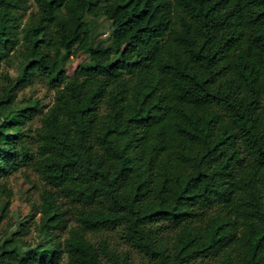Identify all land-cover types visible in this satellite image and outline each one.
<instances>
[{
  "label": "trees",
  "instance_id": "trees-1",
  "mask_svg": "<svg viewBox=\"0 0 264 264\" xmlns=\"http://www.w3.org/2000/svg\"><path fill=\"white\" fill-rule=\"evenodd\" d=\"M33 2L0 0V194L32 166L77 225L21 222L0 264H131L111 230L154 264H264V0ZM38 80L46 112L17 100Z\"/></svg>",
  "mask_w": 264,
  "mask_h": 264
},
{
  "label": "rangeland",
  "instance_id": "rangeland-1",
  "mask_svg": "<svg viewBox=\"0 0 264 264\" xmlns=\"http://www.w3.org/2000/svg\"><path fill=\"white\" fill-rule=\"evenodd\" d=\"M32 8L27 12V16L31 11H37V7L33 0H30ZM90 20V18H88ZM94 39L95 43L104 42L112 32V22L106 18L97 19L94 22ZM85 62H87L88 55ZM72 63L74 60L72 59ZM21 61L16 60L11 66H2V71L16 77L19 74ZM55 90L50 88L41 80L36 81L32 85L24 87L18 92L17 100L21 104H26L29 101H38L40 106L46 112L54 103ZM40 126L39 115L35 116L32 121V128ZM6 190L10 193L9 196L0 194V206L6 203L9 199V205L5 211L0 210V242L4 236H11L15 231H20V223H24L26 232L21 237L28 244H35L39 239L38 228L42 225L60 232L64 238L68 237V230L76 227L74 218L66 213H62L61 201H56V196L53 191L41 179L38 172L32 167L22 169L13 174L7 179L1 180ZM64 209L67 206L63 207ZM68 228L65 230V225ZM166 236L171 237L172 233L166 232ZM89 237L93 242L99 243L106 240L109 245L116 248L119 252L128 251L131 256V264H154L151 260L139 253L127 243H125L118 230L105 231L96 234H90ZM59 264H69L67 257L64 255Z\"/></svg>",
  "mask_w": 264,
  "mask_h": 264
}]
</instances>
